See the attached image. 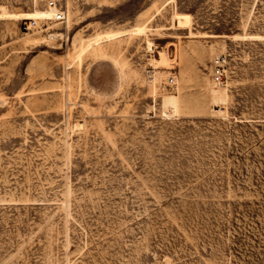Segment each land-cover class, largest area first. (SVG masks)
Returning <instances> with one entry per match:
<instances>
[{
	"label": "rangeland",
	"instance_id": "rangeland-1",
	"mask_svg": "<svg viewBox=\"0 0 264 264\" xmlns=\"http://www.w3.org/2000/svg\"><path fill=\"white\" fill-rule=\"evenodd\" d=\"M61 2L0 19V264H264V0Z\"/></svg>",
	"mask_w": 264,
	"mask_h": 264
},
{
	"label": "built area",
	"instance_id": "built-area-1",
	"mask_svg": "<svg viewBox=\"0 0 264 264\" xmlns=\"http://www.w3.org/2000/svg\"><path fill=\"white\" fill-rule=\"evenodd\" d=\"M37 2L42 4L44 9L53 10V16L51 18L21 19L19 24L21 33L38 32L45 29L50 21L64 22L66 20L67 11L61 0H37ZM224 62L225 59L222 56L215 58L213 61L210 77L215 84H222L225 79ZM166 83L168 86L172 85L174 78L169 77Z\"/></svg>",
	"mask_w": 264,
	"mask_h": 264
},
{
	"label": "bare ground",
	"instance_id": "bare-ground-1",
	"mask_svg": "<svg viewBox=\"0 0 264 264\" xmlns=\"http://www.w3.org/2000/svg\"><path fill=\"white\" fill-rule=\"evenodd\" d=\"M52 16H53V10H48V9L32 10L29 12H8V11L0 12V19L17 20V19H29V18H51Z\"/></svg>",
	"mask_w": 264,
	"mask_h": 264
}]
</instances>
